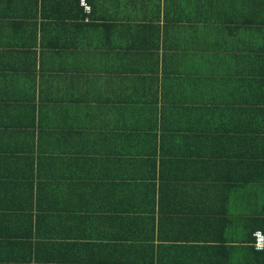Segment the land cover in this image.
Instances as JSON below:
<instances>
[{"label": "crops", "instance_id": "0c3cea01", "mask_svg": "<svg viewBox=\"0 0 264 264\" xmlns=\"http://www.w3.org/2000/svg\"><path fill=\"white\" fill-rule=\"evenodd\" d=\"M0 0V264H264V0Z\"/></svg>", "mask_w": 264, "mask_h": 264}, {"label": "built area", "instance_id": "2783aa9c", "mask_svg": "<svg viewBox=\"0 0 264 264\" xmlns=\"http://www.w3.org/2000/svg\"><path fill=\"white\" fill-rule=\"evenodd\" d=\"M85 10L87 12L91 11L90 6L87 4L86 0H81ZM254 247L258 251L264 250V233L261 231L255 232L254 233Z\"/></svg>", "mask_w": 264, "mask_h": 264}, {"label": "trees", "instance_id": "16d2710c", "mask_svg": "<svg viewBox=\"0 0 264 264\" xmlns=\"http://www.w3.org/2000/svg\"><path fill=\"white\" fill-rule=\"evenodd\" d=\"M253 239H254V237H253Z\"/></svg>", "mask_w": 264, "mask_h": 264}]
</instances>
